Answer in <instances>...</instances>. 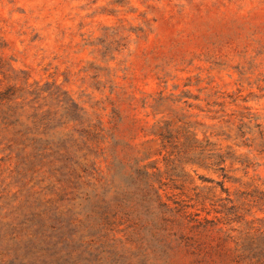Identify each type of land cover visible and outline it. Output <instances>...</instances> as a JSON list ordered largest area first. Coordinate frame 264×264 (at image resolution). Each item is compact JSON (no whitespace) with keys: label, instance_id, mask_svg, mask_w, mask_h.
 <instances>
[{"label":"rangeland","instance_id":"obj_1","mask_svg":"<svg viewBox=\"0 0 264 264\" xmlns=\"http://www.w3.org/2000/svg\"><path fill=\"white\" fill-rule=\"evenodd\" d=\"M0 264H264V0H0Z\"/></svg>","mask_w":264,"mask_h":264}]
</instances>
